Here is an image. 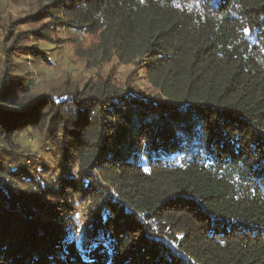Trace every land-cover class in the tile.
Here are the masks:
<instances>
[{
  "label": "trees",
  "instance_id": "obj_1",
  "mask_svg": "<svg viewBox=\"0 0 264 264\" xmlns=\"http://www.w3.org/2000/svg\"><path fill=\"white\" fill-rule=\"evenodd\" d=\"M0 264H264V0H1Z\"/></svg>",
  "mask_w": 264,
  "mask_h": 264
},
{
  "label": "rangeland",
  "instance_id": "obj_2",
  "mask_svg": "<svg viewBox=\"0 0 264 264\" xmlns=\"http://www.w3.org/2000/svg\"><path fill=\"white\" fill-rule=\"evenodd\" d=\"M1 1V0H0ZM5 4V2H3ZM9 14H12L13 16L18 15L21 12V9H17L15 11L12 7H9V9L6 11ZM62 37L67 39L65 40L60 46L59 45H48L46 43H41L38 47V49L42 50L45 52L48 56V61L50 63L46 65H39V64H33L30 63V59L27 58L28 60L26 61V67L30 72L33 73V75L36 77L38 83L41 85L44 84L48 86L47 84L53 83L58 81L60 78L63 76V72H70V71H75L77 73H82L85 75L83 72V65L81 64V61L77 58V51L78 49H86L88 44L91 43L92 39L90 37H84L82 38L83 41L81 42V47H78L74 42L69 39L68 34L63 33ZM37 65V66H35ZM110 68V67H109ZM106 67V71L109 69ZM114 70H116L118 73H120L122 76L125 75L127 72L131 71L130 67H119L117 64H114ZM112 118V116H111ZM135 116H133V119ZM127 141V138H126ZM30 144L31 149L35 151L36 148V143L34 141L28 142ZM41 160H50V155H45L43 156H37L33 159H31L27 165L32 167L34 164L40 162ZM51 163V162H50ZM76 172V167L75 166H70L69 167V175H73ZM74 204L77 207V212L75 214V222L77 224L78 229L80 230L79 232L76 231V240L78 245H82V242L84 240L82 236V231L85 228V222H86V207L83 202L80 201V199L74 198L73 199Z\"/></svg>",
  "mask_w": 264,
  "mask_h": 264
},
{
  "label": "snow or ice",
  "instance_id": "obj_3",
  "mask_svg": "<svg viewBox=\"0 0 264 264\" xmlns=\"http://www.w3.org/2000/svg\"><path fill=\"white\" fill-rule=\"evenodd\" d=\"M77 231L79 232L80 230H79V229H77Z\"/></svg>",
  "mask_w": 264,
  "mask_h": 264
}]
</instances>
